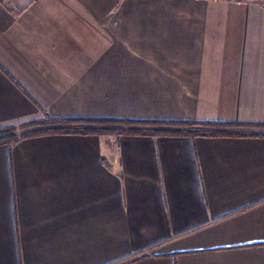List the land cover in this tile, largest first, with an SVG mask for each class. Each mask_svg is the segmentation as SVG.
Wrapping results in <instances>:
<instances>
[{"label":"crops","instance_id":"0c3cea01","mask_svg":"<svg viewBox=\"0 0 264 264\" xmlns=\"http://www.w3.org/2000/svg\"><path fill=\"white\" fill-rule=\"evenodd\" d=\"M264 123V0H0V126ZM0 264H264V136L0 144Z\"/></svg>","mask_w":264,"mask_h":264},{"label":"trees","instance_id":"16d2710c","mask_svg":"<svg viewBox=\"0 0 264 264\" xmlns=\"http://www.w3.org/2000/svg\"><path fill=\"white\" fill-rule=\"evenodd\" d=\"M114 123L126 125V128H115L109 133L153 135V136H264V132H238L226 127L264 128V123L251 122H227V121H199V120H133V119H61L49 117L35 119L17 125L0 126V144L13 145L21 138L42 135L47 133H95L104 131L96 127L100 123ZM181 125L190 126L189 129H181ZM203 129H200V128ZM20 129V132L18 130Z\"/></svg>","mask_w":264,"mask_h":264},{"label":"rangeland","instance_id":"374dc122","mask_svg":"<svg viewBox=\"0 0 264 264\" xmlns=\"http://www.w3.org/2000/svg\"><path fill=\"white\" fill-rule=\"evenodd\" d=\"M95 126L104 130L100 134H106V133L108 134L110 129L111 130H113V129L116 130L115 128H126V125L114 124V123H110V122L96 124ZM180 127L183 130H187V129L190 128V126H186V125L185 126L181 125ZM226 128L230 129V130H233V131L242 132V133H244L245 131L246 132H256V133L258 131L264 132V128H258V129L257 128H242V127H239V128L238 127H233V128L226 127ZM200 129H203V128L201 127ZM18 132H20V129L18 130ZM109 134H117V133L111 131Z\"/></svg>","mask_w":264,"mask_h":264}]
</instances>
